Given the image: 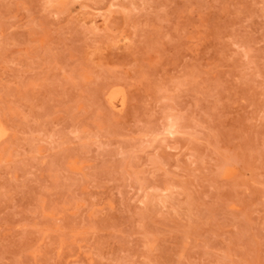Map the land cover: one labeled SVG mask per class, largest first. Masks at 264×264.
Here are the masks:
<instances>
[{"label":"rangeland","instance_id":"rangeland-1","mask_svg":"<svg viewBox=\"0 0 264 264\" xmlns=\"http://www.w3.org/2000/svg\"><path fill=\"white\" fill-rule=\"evenodd\" d=\"M0 264H264V0H0Z\"/></svg>","mask_w":264,"mask_h":264}]
</instances>
